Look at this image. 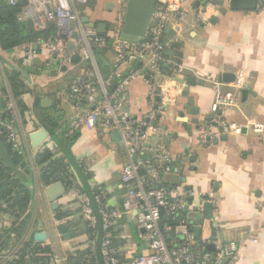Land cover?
Masks as SVG:
<instances>
[{"label":"crops","instance_id":"obj_1","mask_svg":"<svg viewBox=\"0 0 264 264\" xmlns=\"http://www.w3.org/2000/svg\"><path fill=\"white\" fill-rule=\"evenodd\" d=\"M165 1L171 9L166 24L177 33L164 46L166 60L154 77L141 71L129 76L126 111L134 118L157 120L156 133L150 141L162 143L174 157L172 170L163 175L162 182L173 196L188 189L193 192L184 198L182 211L189 228L200 239L209 241L215 232V239L234 241L237 252L231 264H264V131L253 132L251 124L259 121L264 125V7L237 10L232 8L231 0H224L225 13H220L218 0H209L205 8L204 0L198 6L197 0H157L155 10ZM124 12L125 5L120 0H93L83 12L87 18L85 27L111 38L120 34ZM213 17L215 21H211ZM174 42L179 43L178 47L173 46ZM167 47L172 50L170 54L166 53ZM28 50L34 51L32 57H27ZM103 58L105 65L111 64L114 57L110 48ZM3 59L21 67L31 65L33 59L44 65L25 78ZM48 61L47 53L34 50L33 43L31 48L29 43L7 50L0 48V87L16 103V112L8 117L14 123L21 147L20 153H15L4 143L17 167L16 175L0 160L7 169L6 177L0 179V190L6 181L14 184L8 194H0V264H75L76 254L86 250L90 232L71 196L73 188L86 191L92 199L94 192H100L110 207L122 210L125 189L119 173L125 154L120 139L113 131L99 126L80 127L68 134L70 122L81 111L68 97L69 82L83 74L88 64L81 60L61 64L56 60L50 71ZM175 63L183 67L180 74L175 72ZM142 68V61H134L125 73L129 75ZM240 69L246 73V79L236 90L238 103L222 112L229 123L239 125V130L211 127V81H219L223 89L230 88ZM14 73L24 85L18 97L12 94L9 83ZM225 74L230 76L229 80L225 81ZM153 83L171 93L166 107L159 104L156 108ZM183 91L187 92L185 96ZM41 97L52 102L42 106ZM189 98L190 107H196L197 114L184 108ZM203 132L215 135L208 143H201ZM34 133L39 134L31 138ZM42 148L52 158L64 159L68 164L70 185L66 187L61 182L63 190L56 181L42 180L43 167L48 164L38 160ZM19 194L28 197L23 208L12 203ZM202 197L211 200L210 219L202 210ZM55 198L58 204L52 208ZM135 219V212L122 213L113 230L114 242L124 261L148 251L147 242L138 236ZM60 224L73 232L69 236L59 233ZM36 233L43 236L36 240ZM96 237L100 240V236ZM97 254L101 264L99 247Z\"/></svg>","mask_w":264,"mask_h":264},{"label":"built area","instance_id":"obj_2","mask_svg":"<svg viewBox=\"0 0 264 264\" xmlns=\"http://www.w3.org/2000/svg\"><path fill=\"white\" fill-rule=\"evenodd\" d=\"M15 4L17 0H7ZM124 6L126 0H120ZM89 0H24L17 13L19 21L29 20L34 29L42 31L51 26L53 33L48 37H38L33 45L46 52L49 61L47 68L52 71L54 61L69 63L70 58L77 54L82 62H87L89 68L69 82L68 97L81 110L80 115L70 122L68 134L74 133L80 127L94 129L96 126L109 131L116 130L125 154V161L120 169L119 181L125 189L122 199V210L110 207L104 201L100 192L93 193V199L86 191L73 188L71 196L79 206L80 214L90 230L87 242L90 264H98V247L101 264H231L237 247L234 241L218 239H200L189 221L183 216L185 197L192 195V190H184L179 196L170 194L169 188L162 182L164 174L172 170L174 157L162 143L150 141L156 133L155 126L150 121L130 116L126 111L125 90L131 74L149 72L154 77L160 70V64L166 58L163 56L164 46L161 42L170 4L166 1L159 9H154L151 22L145 37L136 43L122 41L119 34L111 38L101 35L96 29H88L83 21V12L87 10ZM257 8L264 7V0H257ZM109 41L113 52V61L109 65L107 77L101 78L94 47L102 46ZM29 43V48H31ZM73 45V50L68 45ZM32 57L34 51L26 52ZM56 56L52 58V55ZM56 60H55V59ZM134 61H142L143 68L126 75V68ZM176 74L183 67L175 63ZM246 79V74L237 70L230 88L223 89L219 81H211L214 99L210 110L213 114L211 127L239 130V125L229 123L223 116L225 109L233 108L238 103L236 90L240 89ZM114 81V83H113ZM114 86L109 90V85ZM152 93L159 96L157 106L166 107L170 103L171 93L168 89L153 83ZM178 94H180V91ZM100 96V100L97 97ZM174 98V97H173ZM172 98V99H173ZM90 105H93L91 108ZM16 103L10 93L0 87V137L4 138L10 149L20 153V141L14 123L8 115L16 112ZM252 130L257 134L264 131L263 123L253 121ZM215 134L203 132L201 143H208ZM203 203L211 202L202 197ZM95 206L93 205V202ZM202 203V205H203ZM136 213L135 228L138 236L147 242L148 251L132 255L124 261L116 246L113 230L122 213ZM100 225V240L96 230ZM213 249H208V244Z\"/></svg>","mask_w":264,"mask_h":264},{"label":"water","instance_id":"obj_3","mask_svg":"<svg viewBox=\"0 0 264 264\" xmlns=\"http://www.w3.org/2000/svg\"><path fill=\"white\" fill-rule=\"evenodd\" d=\"M156 1L157 0H126V4H125V12H124V18H123V25L121 27L120 30V34H119V38L122 41H126V42H130V43H136L141 41L149 28L150 22H151V18L156 6ZM209 0H204V5L202 8L206 7V3ZM89 2H93V0H89ZM256 2L257 0H231V6L233 9H237V10H251L254 9L256 7ZM197 6L199 4H201V0H197L196 1ZM223 4H224V0H218V6H219V12L220 13H225V8H223ZM86 17H83V21H86ZM216 19L213 17L211 18V21H215ZM103 26V25H102ZM100 27V26H99ZM99 30H102L101 28H99ZM164 38L162 39V46H166V44L168 43L169 40H171L177 33L176 29H173L171 27V25L167 24L164 27ZM179 43L178 42H174L173 46L174 47H178ZM68 48L70 50H73V45L69 44ZM33 49L37 50L38 46L36 44L33 45ZM172 50L170 48H166V53H171ZM56 55L53 54L52 57H55ZM4 62L11 67L12 69H14L15 71L19 72L23 77L28 78V74L29 73H35L38 69H41L44 65V62L38 60V59H33L32 64L31 65H27L25 67H21L19 65L13 64L10 61H7L5 59H3ZM70 61L72 63H77L78 61H80V56L75 54L70 58ZM99 73L101 78H106L107 74H108V70L104 67H100L98 68ZM228 78H230V76L227 74H225V81L229 80ZM179 83L182 82V79H178ZM187 94L186 91H183L182 95L185 96ZM100 96L97 97L98 100H100ZM156 100L159 101L160 98L159 96L156 97ZM40 102L42 106H47L48 104H50L52 101L48 98V97H41L40 98ZM192 104V99L189 98L187 100V104L184 105V108L187 110L188 113L190 114H197L198 113V109L196 107H190ZM90 107L92 108L93 105H90ZM158 106L156 105V108ZM159 115V113H158ZM145 121L148 122L150 121V119L148 117L145 118ZM152 126H156L157 120L156 119H152L150 121ZM163 129H165V127H162ZM243 132H245V129L243 128L242 130ZM43 133H45V131H43ZM113 135L118 139L119 135L118 132L116 130H113ZM39 134V133H34L31 135V138L35 137L34 135ZM4 138L0 137V160L8 167V169H10L12 171L13 174H17V167L12 163L9 154L5 148L4 145ZM2 183H0L1 186ZM56 185L60 186V188H62L63 190V186L60 180L56 181L55 183ZM52 208H56L57 207V199H52ZM202 210L205 213V217L207 219H210L212 217V205L209 202H205L202 205ZM216 225H213V227H215ZM57 230L59 233L65 235V236H69L73 231L69 230L66 231V227L63 224H60L57 226ZM198 232V231H197ZM43 236V233H36L33 235V238L36 240H39L41 237ZM215 239V232L212 233L211 235V240ZM208 249L212 250L213 249V245L209 244L208 245Z\"/></svg>","mask_w":264,"mask_h":264},{"label":"trees","instance_id":"obj_4","mask_svg":"<svg viewBox=\"0 0 264 264\" xmlns=\"http://www.w3.org/2000/svg\"><path fill=\"white\" fill-rule=\"evenodd\" d=\"M23 3L24 0H17L15 4H10L7 0H0V48L3 50L11 49L23 44L33 43L38 37H48L53 33V28H51V26H48V28L45 30L37 31L36 29H34L32 23L29 20L19 21L16 15L19 12L20 7L23 5ZM109 44L110 43L108 41L102 46L94 47V55L99 67H106L103 55L105 54L106 50L110 47ZM87 68H89V65L87 66ZM9 83L12 94L15 97H18L23 93L24 85L22 81L18 78V74L14 73V75L10 78ZM5 145L6 148L10 150L9 145L7 143H5ZM37 157L41 163L48 161V164L43 167L42 170L41 178L44 182L50 183L60 180L65 184L66 187L67 185H70L69 180H67L68 164L65 163L64 159L52 158L51 154L43 148L40 152H38ZM2 166L3 165L0 161V179L6 177L5 172L7 171V169ZM13 186L14 184L12 182L9 183L8 181H6L1 187L0 194H8V192L10 191L9 189H11ZM23 200H26L25 203L23 202ZM27 201L28 197L26 194H19L14 198L12 203L14 207L23 208L26 205ZM98 230L101 233L100 225H98L96 233H98ZM98 234L97 236L101 235ZM88 255L89 254H87L86 252H79L78 254H76V259H74V263L86 264L85 258L90 259ZM91 259L90 263L92 262Z\"/></svg>","mask_w":264,"mask_h":264},{"label":"rangeland","instance_id":"obj_5","mask_svg":"<svg viewBox=\"0 0 264 264\" xmlns=\"http://www.w3.org/2000/svg\"><path fill=\"white\" fill-rule=\"evenodd\" d=\"M241 71H243L242 69H240ZM244 72V71H243ZM245 73V72H244ZM246 74V73H245ZM68 174V173H67ZM65 176H66V174H65ZM67 180H68V176H67ZM74 201H75V199H74ZM79 207V206H78ZM79 213H80V210H79ZM80 216H81V214H80ZM81 219H83L82 218V216H81ZM85 222V221H84ZM86 223V222H85ZM86 226H87V224H86ZM85 252L88 254V252H89V248H88V245H86V247H85ZM86 257H87V255H86ZM86 259V264H89L90 263V259L89 258H85Z\"/></svg>","mask_w":264,"mask_h":264}]
</instances>
